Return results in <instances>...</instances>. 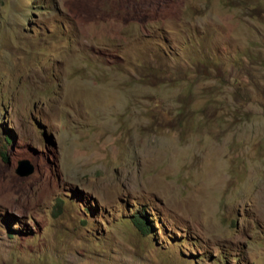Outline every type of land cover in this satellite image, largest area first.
Listing matches in <instances>:
<instances>
[{
    "label": "rangeland",
    "instance_id": "obj_1",
    "mask_svg": "<svg viewBox=\"0 0 264 264\" xmlns=\"http://www.w3.org/2000/svg\"><path fill=\"white\" fill-rule=\"evenodd\" d=\"M0 264H264V0H0Z\"/></svg>",
    "mask_w": 264,
    "mask_h": 264
},
{
    "label": "water",
    "instance_id": "obj_2",
    "mask_svg": "<svg viewBox=\"0 0 264 264\" xmlns=\"http://www.w3.org/2000/svg\"><path fill=\"white\" fill-rule=\"evenodd\" d=\"M33 172L34 168L29 166V164L25 162L22 163L17 170V174L21 177L30 176Z\"/></svg>",
    "mask_w": 264,
    "mask_h": 264
},
{
    "label": "trees",
    "instance_id": "obj_3",
    "mask_svg": "<svg viewBox=\"0 0 264 264\" xmlns=\"http://www.w3.org/2000/svg\"><path fill=\"white\" fill-rule=\"evenodd\" d=\"M134 222H135V225L137 226V228L140 231H142L144 234H147L148 232H150V229H149V227L147 225V221H145L143 219V217L135 216Z\"/></svg>",
    "mask_w": 264,
    "mask_h": 264
}]
</instances>
